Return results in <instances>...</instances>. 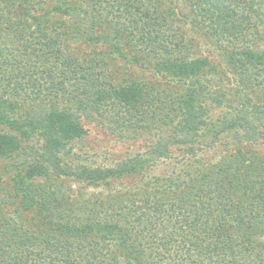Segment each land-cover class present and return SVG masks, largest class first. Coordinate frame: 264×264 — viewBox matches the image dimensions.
Instances as JSON below:
<instances>
[{"label": "trees", "instance_id": "obj_1", "mask_svg": "<svg viewBox=\"0 0 264 264\" xmlns=\"http://www.w3.org/2000/svg\"><path fill=\"white\" fill-rule=\"evenodd\" d=\"M165 1L0 0V158L42 141L0 200V264H264V47L253 1L188 0L180 18ZM182 25L211 41L217 64L191 57ZM112 56L126 72L108 69ZM221 73L237 84L230 94L224 78L210 91L208 75ZM204 99L223 110L206 143ZM115 106L143 121L118 125H171L172 138L115 167L69 162L85 134L75 114ZM231 131L236 141L206 157ZM175 151L191 159L187 170H173ZM168 161V174L136 187L74 195L68 185L106 187Z\"/></svg>", "mask_w": 264, "mask_h": 264}, {"label": "rangeland", "instance_id": "obj_2", "mask_svg": "<svg viewBox=\"0 0 264 264\" xmlns=\"http://www.w3.org/2000/svg\"><path fill=\"white\" fill-rule=\"evenodd\" d=\"M253 2V11L252 15L253 21L258 25L259 30L262 31L263 41L261 47H264V0H252ZM45 4L50 6L56 0H44ZM166 6L173 9V11L179 16L186 15L191 10V5L188 0H166ZM183 18V17H182ZM176 25V24H175ZM183 32L192 40V49L190 51L192 58H206L211 64H217L219 59L220 52L214 47V45L207 38L203 37L197 30L192 26L182 25ZM78 45H72L76 49ZM100 49H107L105 47H100ZM79 50V49H77ZM108 50V49H107ZM108 63V69H111L114 74L119 72H126L128 69V63L124 58L119 56H112L106 59ZM221 68V67H220ZM130 69L134 72L136 77L145 78L146 81H155L162 82L160 76L154 74L149 70V68L143 67H133L130 66ZM229 72V71H228ZM209 88L210 91L214 90L213 84L218 79L224 78L221 80V85L225 87L226 90H229V94L237 87V84L232 81L231 75H225L221 73L219 77H209ZM205 78V77H204ZM204 81L207 79H203ZM203 81V82H204ZM157 82V81H156ZM228 98H233L229 96ZM235 98L242 100L241 96L237 94ZM255 100V99H254ZM203 105L207 106L208 113L206 117L209 120V124L206 125V129L202 132H205L207 135L202 136L200 141L206 143L210 136L211 132L209 131L217 124L223 113L222 109L215 107L214 109L209 107V101L203 100ZM238 101V99H237ZM226 102V101H225ZM227 103V102H226ZM77 119L81 122L85 129V134L82 138L75 140L70 143V153L72 155L69 162L77 166H88V167H115L118 164H121L125 159L132 158L134 156L146 155L145 152L148 151V146L153 144L159 136L163 138H172L173 133L170 127L162 128L161 130L152 129L146 133L142 132L137 134L136 132L130 131L128 128L122 127L118 124H128L131 121L143 122L139 114H137L133 109H127L125 107L115 106L114 108L104 107L100 110L99 113H81L78 112L75 114ZM127 123H126V121ZM125 122V123H124ZM141 124V123H140ZM174 125V124H173ZM172 125V126H173ZM126 126V125H125ZM4 126H0V131L4 130ZM159 131V134L157 133ZM236 134L231 131L226 134L221 135L218 138L217 144L215 147H212L207 153L206 157L208 158L215 155V152L223 150L225 147L231 146L232 143L236 141ZM42 145L41 139L36 136L31 137L22 144V149L15 155L8 158H0V200L4 199L3 194L7 195L6 192L10 189L11 179L14 176L15 168L26 163L30 162L34 158L33 152L36 149H39ZM259 153L264 155V147H258ZM206 152V151H205ZM173 156V161H175L176 166L173 170L182 171L187 170L185 165L191 161L188 155H185L183 152L175 151ZM205 157V153H204ZM205 157V158H206ZM173 161H168L165 166H160L156 169L146 170L144 175H137L134 177H128V179L123 181L111 182L108 186H86L78 181L71 180L68 185L71 186L73 194H94L102 193L111 189H126L132 186H139L144 183L147 178L153 176H159L162 173L168 174L172 170L171 163Z\"/></svg>", "mask_w": 264, "mask_h": 264}]
</instances>
